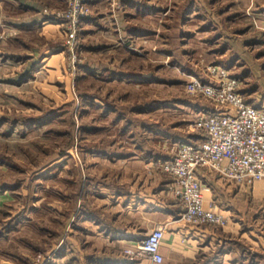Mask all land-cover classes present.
<instances>
[{"label":"rangeland","instance_id":"rangeland-1","mask_svg":"<svg viewBox=\"0 0 264 264\" xmlns=\"http://www.w3.org/2000/svg\"><path fill=\"white\" fill-rule=\"evenodd\" d=\"M138 1L142 7L128 6L124 19L129 38L98 41L103 47L95 71L81 33L85 19L77 25V42H65V0L55 13L62 68L48 61L47 69L22 83L24 74L12 64V0H0V161L8 168L1 177L12 182V223H21L15 240H23L12 251L26 264H95L107 249L95 243L96 233L84 225L89 217L75 209L74 197L93 193L89 181L101 195L128 182L141 187L154 173L167 177L154 164L170 157L153 159L154 168L123 162L139 151L151 156L166 133L178 137L184 130L199 138L192 122L214 104L185 90L191 78L208 81L207 69L223 67L239 81L244 100L264 108V0ZM136 30L139 37H133ZM116 70L128 76L113 80ZM239 187L227 200L209 201L232 216L246 213L239 217L237 246L264 264V180ZM24 204L29 211L23 221Z\"/></svg>","mask_w":264,"mask_h":264},{"label":"crops","instance_id":"crops-1","mask_svg":"<svg viewBox=\"0 0 264 264\" xmlns=\"http://www.w3.org/2000/svg\"><path fill=\"white\" fill-rule=\"evenodd\" d=\"M86 3L92 11L85 18L81 33H84V40L88 42L86 47L92 61L89 63L90 67L99 71L96 57L100 55L103 46L97 45L98 41L104 39L105 42L117 37L122 39L123 35L129 38L130 28L126 26L127 21L124 20L128 14L127 8L133 5L138 10L142 4L138 0H86ZM64 6L65 0H12V31L14 32L12 33V64L20 67L19 72L24 74L25 79L22 83L29 82V77H32L35 70L44 67L47 69L48 65L45 63L48 61L54 62L51 65L53 69L60 66L62 68V44L55 39L60 33L61 22L55 13ZM137 31L133 32V37H139L142 33ZM104 68L105 71H110L112 67L104 65ZM115 72L119 74L115 73V76L111 77L113 80L118 76H128V73H120L119 70ZM205 108L216 110L213 106ZM187 134L184 130L178 137L166 133L165 140L161 139L162 141L158 143L161 149L155 148L151 156L145 157L144 152L139 153L141 151L136 153L139 158L136 154L129 157L125 154L128 158L123 163L133 164L136 168H154V166L159 168L157 163L153 166V159L171 157L172 154L167 153V143L170 142V146H175L179 141L194 142L199 139ZM2 168L0 161V264H26V260H22L12 251L22 243L23 239L15 240V232L20 229L21 223H12V182L10 179L3 180L1 173L7 172L8 168ZM212 174L214 173L208 171L198 173L200 182L208 186V190L205 191L206 200L217 197L227 200V196L233 191L241 190V187L229 180L219 177L216 179ZM168 182L169 179L165 175L154 173L147 176L141 187L128 182L122 184L120 188L100 195L96 192L98 185L89 181L90 192L93 193L90 195L79 193L74 197L73 202L76 206L74 208L78 211L81 209V214L89 217V222L87 224L84 222V225L89 226L88 229L96 233L95 243L107 249L95 257V264H257L256 259L251 260V256L241 252L237 246L243 230L240 224L242 218L239 217H244L245 212L240 213L239 210V213H235L236 216H232L229 209L222 208L220 211L230 217L229 224L224 228L184 223L179 220L181 207L166 192ZM238 193L235 197L239 195ZM85 205L88 206L83 210ZM26 206L27 204L23 214H20L23 221L24 217L26 219L28 217L29 210ZM215 210L218 208L215 207ZM96 213H101L103 219ZM247 215L250 216V211ZM155 227L163 228L164 232L159 247L161 263H154L144 255L137 257L124 255L125 248L132 247L137 239ZM248 228L249 234L251 227ZM103 232L105 234H102Z\"/></svg>","mask_w":264,"mask_h":264},{"label":"built area","instance_id":"built-area-1","mask_svg":"<svg viewBox=\"0 0 264 264\" xmlns=\"http://www.w3.org/2000/svg\"><path fill=\"white\" fill-rule=\"evenodd\" d=\"M87 16L86 0H66V10L61 15L64 28L67 25L65 42H77V25ZM206 72L210 74L208 81L191 78L185 90L212 102L216 110L198 112L191 126L199 139L176 142L171 157L158 160L157 166L169 178L167 192L181 203L179 220L194 226L224 228L230 217L206 200L208 186L200 182L198 173L211 171L238 186L264 180V108L248 104L238 92L239 81L223 67L214 66ZM163 233L161 227L152 228L132 247L125 248L124 255H144L161 263Z\"/></svg>","mask_w":264,"mask_h":264}]
</instances>
